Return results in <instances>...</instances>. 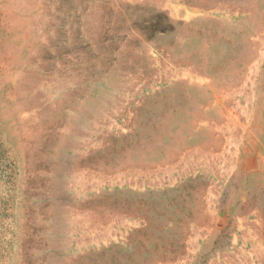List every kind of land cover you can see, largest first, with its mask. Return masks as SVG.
I'll return each instance as SVG.
<instances>
[{
  "label": "rangeland",
  "instance_id": "374dc122",
  "mask_svg": "<svg viewBox=\"0 0 264 264\" xmlns=\"http://www.w3.org/2000/svg\"><path fill=\"white\" fill-rule=\"evenodd\" d=\"M263 51L264 0H0V264H264Z\"/></svg>",
  "mask_w": 264,
  "mask_h": 264
},
{
  "label": "bare ground",
  "instance_id": "6f19581e",
  "mask_svg": "<svg viewBox=\"0 0 264 264\" xmlns=\"http://www.w3.org/2000/svg\"><path fill=\"white\" fill-rule=\"evenodd\" d=\"M190 9V8H189ZM192 9V8H191ZM2 10V9H1ZM177 11V10H176ZM187 11V10H186ZM14 12V11H13ZM16 12V11H15ZM175 12V11H174ZM194 13H195V11H194ZM198 13H200V12H198ZM176 14V13H175ZM192 14V13H191ZM24 15V14H23ZM202 15V14H201ZM195 17V16H194ZM200 17V16H199ZM192 18V17H191ZM190 18V19H191ZM196 18V17H195ZM185 19V18H184ZM188 21V20H187ZM23 34V33H22ZM26 35V34H25ZM264 52V51H263ZM263 55H264V53H263ZM263 55H262V57H263ZM260 58V57H259ZM259 62H261L260 61V59H259ZM255 63V62H254ZM259 66V63H258V65L257 66H254V68H253V71L254 72H257V67ZM252 67V66H251ZM189 68V67H188ZM169 69V68H168ZM176 71V70H175ZM183 72V76L184 75H186L189 79H192V81H194V83L196 84V85H201L202 83H204V80L203 79H201V77H199L198 75H194V73L193 74H188V71L187 70H182ZM190 71H191V69H190ZM251 71V70H250ZM174 72V71H173ZM172 72V73H173ZM178 72V71H177ZM194 72H196V71H194ZM206 73V72H205ZM179 74V73H178ZM198 74V73H197ZM250 75H252L251 73H250ZM174 76V75H173ZM7 79V78H6ZM5 79V80H6ZM8 79H10V78H8ZM1 80V79H0ZM3 80V79H2ZM209 79H207V81H208ZM206 81V80H205ZM172 82V81H171ZM186 83V82H185ZM251 85V84H250ZM253 88V87H252ZM207 89V88H206ZM217 89H219L218 87H217ZM216 89V90H217ZM243 90V89H242ZM247 92V91H246ZM252 92H253V90H252ZM174 93V92H173ZM248 93V92H247ZM214 94V93H213ZM219 94V93H218ZM249 96V95H248ZM215 97V96H214ZM213 97V98H214ZM217 98V97H216ZM254 98V97H253ZM215 99V98H214ZM199 100V99H198ZM198 100H197V102H198ZM251 100V99H250ZM254 100V99H253ZM209 101V100H208ZM215 101V100H214ZM213 101V102H214ZM259 102V101H258ZM247 105V104H246ZM246 105H244V106H246ZM251 106V105H250ZM236 107V106H235ZM204 108V107H203ZM247 108V107H246ZM254 108V107H253ZM241 108H239V110H240ZM249 110H250V108H249ZM252 110V109H251ZM254 110V109H253ZM204 111V110H203ZM235 112H236V110H234ZM233 111V112H234ZM261 111V110H260ZM230 112V111H229ZM244 112V111H243ZM247 112V111H246ZM249 112V111H248ZM250 113V112H249ZM249 115V114H248ZM243 116V115H242ZM251 116H252V114H251ZM236 117V116H235ZM230 119V118H229ZM251 119V117L249 116V120ZM246 120V119H245ZM232 122H227L226 123V126H230V128L233 130V128L232 127H234V124H236V121L234 120V118H233V120H231ZM240 121V120H239ZM110 122V121H109ZM207 122V121H206ZM226 122V121H225ZM257 123V122H256ZM256 123H254V124H256ZM225 124V123H224ZM109 125V124H108ZM197 125H199V124H197ZM241 125V124H240ZM224 126V125H223ZM238 126V125H237ZM252 126V125H251ZM245 127V126H244ZM254 127H255V125H254ZM215 128V127H214ZM223 128V127H222ZM224 128H226V127H224ZM230 129V130H231ZM251 129V128H250ZM226 130V129H225ZM236 130V129H235ZM252 130V129H251ZM170 131V130H169ZM243 131V130H242ZM241 131V132H242ZM246 131V130H245ZM197 132V131H196ZM234 132V131H233ZM216 133V132H215ZM232 133V132H231ZM240 133V132H239ZM244 133V132H243ZM244 136V135H243ZM253 136V135H252ZM232 138H233V136H232ZM234 138H236V137H234ZM233 138V139H234ZM238 138V137H237ZM242 140V139H241ZM245 143V142H244ZM233 144H235V150L232 152V157L229 155V157H231L233 160H236V161H234V162H239V161H241V159H238V155L240 154V150H239V142H237V140L235 139V142H233ZM216 146V145H215ZM231 146H232V144H231ZM197 147V146H196ZM233 147V146H232ZM245 147V146H244ZM231 148V147H230ZM250 148V147H249ZM264 148V147H263ZM228 149V148H227ZM244 149V148H243ZM197 150V149H196ZM195 150V151H196ZM200 150V149H199ZM232 150V149H231ZM225 151H227V150H225ZM230 151V150H229ZM247 151V150H246ZM201 152V151H200ZM248 152V151H247ZM254 152V151H253ZM210 153V152H209ZM202 154V153H201ZM230 154V153H229ZM184 155V154H183ZM219 155V154H218ZM223 155H224V153H223ZM249 155V154H248ZM197 156V155H196ZM216 156V155H215ZM219 156H221V155H219ZM218 156V157H219ZM227 156H228V154H227ZM256 157V156H255ZM248 158V157H247ZM213 159V158H212ZM216 159V158H215ZM231 159V160H232ZM217 160V159H216ZM229 160V159H228ZM225 161V160H224ZM253 161V160H252ZM264 161V160H263ZM212 162H214V161H212ZM228 162V161H227ZM226 162V163H227ZM242 163L244 162V161H241ZM246 163H247V160L245 161ZM249 162V161H248ZM256 162V161H255ZM233 163V162H232ZM258 163V162H257ZM198 164V163H197ZM235 164V163H234ZM243 164H245V163H243ZM242 165V164H241ZM246 166L245 167H243L244 168V170H249L250 168H251V166H250V164H245ZM237 166V165H236ZM256 166H258V165H256ZM238 167V166H237ZM254 167H255V165H254ZM235 168V167H234ZM242 168V169H243ZM230 169H231V167H230ZM229 170V169H228ZM256 170V169H255ZM230 171V170H229ZM232 171V170H231ZM241 171V170H240ZM230 173V172H229ZM158 184V183H157ZM210 203V202H209ZM211 215V214H210ZM218 221V220H217ZM220 222V221H219ZM219 224V223H218ZM262 225V224H261ZM259 226V225H258ZM257 227V226H256ZM260 227V226H259ZM262 228V227H261ZM264 228V227H263ZM96 230V229H95ZM261 231V230H260ZM95 240V239H94ZM260 249V248H259ZM264 249V248H263ZM262 251H264V250H262ZM261 252V251H260ZM259 252V253H260ZM263 254V253H262ZM249 264H252V263H249Z\"/></svg>",
  "mask_w": 264,
  "mask_h": 264
}]
</instances>
